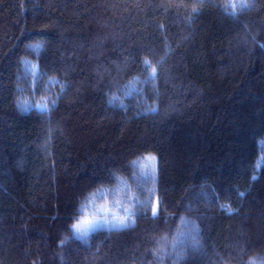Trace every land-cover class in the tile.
<instances>
[{
  "label": "trees",
  "instance_id": "obj_1",
  "mask_svg": "<svg viewBox=\"0 0 264 264\" xmlns=\"http://www.w3.org/2000/svg\"><path fill=\"white\" fill-rule=\"evenodd\" d=\"M243 2L0 0V264H156L184 221L208 258L175 264H264V0ZM94 197L133 222L77 238Z\"/></svg>",
  "mask_w": 264,
  "mask_h": 264
},
{
  "label": "rangeland",
  "instance_id": "obj_2",
  "mask_svg": "<svg viewBox=\"0 0 264 264\" xmlns=\"http://www.w3.org/2000/svg\"><path fill=\"white\" fill-rule=\"evenodd\" d=\"M39 107L42 108L43 105H39ZM144 166H149L150 171L153 172L154 161H147ZM155 205L157 206V204ZM129 206V204L115 203L109 199L102 201L99 200V197H94L85 206L82 217L77 221V223H80L82 220L87 219L89 224L84 225L79 233L74 229L75 235L86 238L98 229H117L128 226L133 222ZM113 225L116 226L113 227ZM194 231V224L184 221L167 242L164 241L162 245H157L155 249L156 255H154L156 264H168L171 261H173L172 264H175L174 262L177 261L175 255L178 254L181 255L180 259L186 257L187 260H199V258L205 260L204 258H208L206 257V252L199 251L202 240L197 238V235L195 236ZM82 233H87V235L83 236Z\"/></svg>",
  "mask_w": 264,
  "mask_h": 264
},
{
  "label": "snow or ice",
  "instance_id": "obj_3",
  "mask_svg": "<svg viewBox=\"0 0 264 264\" xmlns=\"http://www.w3.org/2000/svg\"><path fill=\"white\" fill-rule=\"evenodd\" d=\"M226 7H231V8H233V10H235V8L237 7V5H236V3H232L230 5H227ZM240 7L246 8V7H248V5L246 3H244L243 0H241ZM232 15H235V11L232 12ZM147 67H148V62H145V69L146 70H147ZM155 77H156V69L153 68L152 69V72L149 74V79L150 80H154ZM109 103L111 104L112 101L110 100ZM153 159H156V158L153 157ZM241 195H243V194L241 193ZM158 205H159V201H157V206L153 208V216L156 215V212L158 210ZM225 210L227 211L228 209H225ZM105 223H107V221H105ZM87 224H89V221L87 219H85V220H82L80 223L75 224L73 226V228L75 229L76 232L79 233L81 231V229L84 227V225H87ZM115 226L116 225H113V227H115ZM82 235L83 236H86L87 233H82ZM77 238H80V237H77ZM251 264H255V262L253 261V262H251Z\"/></svg>",
  "mask_w": 264,
  "mask_h": 264
}]
</instances>
